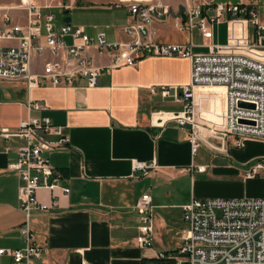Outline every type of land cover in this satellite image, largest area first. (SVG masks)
I'll return each instance as SVG.
<instances>
[{"label":"crops","instance_id":"0c3cea01","mask_svg":"<svg viewBox=\"0 0 264 264\" xmlns=\"http://www.w3.org/2000/svg\"><path fill=\"white\" fill-rule=\"evenodd\" d=\"M70 1L75 2L68 9L70 13L75 9L88 16L82 19L72 14V26L84 28L91 37L104 32L108 40L109 35L100 28L104 24L106 29L117 25L110 37L112 42L130 40L122 31L128 13L120 0ZM35 2L40 7L55 4L52 0ZM169 2L177 11L183 0ZM118 9L123 10L120 18L115 11ZM93 12L100 15L92 16ZM24 20L16 23L25 27V15ZM175 22L169 19L153 24V38L160 43L187 42L189 34L178 29ZM174 31L183 36H172ZM46 34L43 29L39 40L43 47ZM216 38L215 34L214 43L219 44ZM64 41L70 45L72 39ZM19 44L17 39L0 41L3 47ZM84 55L98 68L112 64L110 55L96 48L87 49ZM53 60L47 49L35 55L32 74H41L46 62ZM190 81L191 61L178 57H146L136 66L104 70L98 86L77 78L71 87L29 89L22 79H0V128L16 130L24 121L49 118L54 125L65 128L69 139L67 146L49 155L63 176L60 187L53 192L39 190L38 199L48 208L34 209L28 217L19 199L21 180L9 170L25 142L0 137V249H23L29 237L34 244L47 248L43 257L32 264H177L187 229L184 206L193 198H256L251 190L257 177H246V171L264 155V150L256 154V140H248L244 148L238 149L232 137L212 131L206 136L200 130L196 133L199 148L203 146L207 155L197 160L199 148L195 154L192 152L190 126L155 124L154 115L181 112L184 107L172 97L154 95L152 89L181 87ZM205 97L214 99L213 113L202 106ZM223 100L217 89L200 87L196 97L201 109L198 122L206 120L213 129L222 127ZM31 102L44 109H30ZM135 161L155 163L156 168L147 175H134ZM198 167H205V171L199 172ZM64 188L70 193L65 194ZM144 194L151 195L154 204L153 243L147 248L137 244L141 217L135 210ZM0 264L14 263L11 257L2 256Z\"/></svg>","mask_w":264,"mask_h":264},{"label":"built area","instance_id":"2783aa9c","mask_svg":"<svg viewBox=\"0 0 264 264\" xmlns=\"http://www.w3.org/2000/svg\"><path fill=\"white\" fill-rule=\"evenodd\" d=\"M54 5L40 7L35 0H20L17 11L24 12L27 25L16 23L12 10L0 4V41L17 39L18 46H0V79L24 80L29 89L39 86L71 87L74 80L83 78L89 86H98L104 70L136 66L146 57H178L191 61V81L181 87L153 88L154 95L172 97L183 105L181 112L161 113L157 125L175 122L180 127L192 129V152L200 146L196 136L200 123L197 120L201 109L196 103L200 87H223L224 125L214 129L215 134L232 137L234 146L245 147L248 140L264 143V23L260 20L258 4H231L220 0H183L174 11L169 0L127 1L128 21L122 28L129 41L108 42L104 32L96 37L86 34L82 27L62 24L55 29L56 6L70 9L74 1L52 0ZM42 9L48 10L43 13ZM174 19L178 29L186 31L190 38L185 43H160L150 27L157 22ZM227 24L228 43H214L216 25ZM43 29L46 46L39 44ZM199 32L202 43L195 42L194 33ZM72 42L66 45L65 38ZM96 48L109 54L112 64L96 67L85 51ZM206 49L196 52L195 49ZM47 49L54 57L46 62L43 72L32 74L33 57ZM214 95V94H213ZM204 104V105H203ZM242 104L248 106H242ZM214 99L205 97L202 106L213 113ZM252 106V107H251ZM30 109L43 110L38 103L31 102ZM203 122H207L206 120ZM156 124V123H155ZM0 137L17 138L25 142L19 148L17 161L9 165L20 180L19 199L22 209L29 217L34 209L46 210L41 204L38 191L53 192L60 187L62 174L54 167L50 153L69 144L65 128L56 126L51 119L24 121L16 130L0 128ZM156 168L155 163H133L134 175H147ZM204 172L205 167H198ZM264 174V155L246 171V177L255 178ZM65 194L70 193L64 188ZM154 209L151 195L144 194L135 210L141 217L137 244L141 248L153 243ZM184 222L187 229L183 244L178 250L177 264H264V197L263 198H193L184 206ZM28 227V226H27ZM23 249H0V257L9 256L14 264H32L45 254L47 248L34 244L28 237ZM164 257V255H161Z\"/></svg>","mask_w":264,"mask_h":264},{"label":"rangeland","instance_id":"374dc122","mask_svg":"<svg viewBox=\"0 0 264 264\" xmlns=\"http://www.w3.org/2000/svg\"><path fill=\"white\" fill-rule=\"evenodd\" d=\"M70 1V0H68ZM122 1H132V0H122ZM135 1H149V0H135ZM221 2H228V3H231V4H241V3H246V4H258L260 7H259V11H260V20L264 23V0H220ZM0 4L2 5H6L8 6L9 8L13 7V8H17V10L19 9L18 7L20 6V0H0ZM113 8H115V6H113ZM77 9V8H76ZM17 10H13L12 11V16L14 17L15 21H18V22H22L24 23L25 20H24V12H21V11H17ZM68 9H65V8H56L53 10V13L56 15V21H55V26H60L62 25L64 19L67 17V16H72V14H74V17L78 18H84V14H81V13H77L75 11V9H72L71 10V13L69 15H66V11ZM116 11V15L120 18L122 17L123 15V10H115ZM42 12L45 14L48 12V10L46 9H42ZM101 13V12H100ZM89 15V14H87ZM91 15V14H90ZM98 16L100 15L99 12H93L92 16ZM104 14H102V17H103ZM88 18V16H85ZM103 23H98V25H101ZM109 26H112V25H109ZM117 28V25H113L110 29H106V24L102 25V27L100 28V30H103V31H106L107 34L109 35L108 36V41L109 42H112L113 40L110 38L114 35V33L116 32V29ZM215 34L217 35V38H216V42L221 44V45H226L228 43V27H227V24L226 23H223L222 25H216L215 27ZM172 36L174 37H182L183 34H181V32H178V31H174L171 33ZM194 37H195V42L196 43H202V40H201V37H200V34L199 32H195L194 33ZM198 52H206L207 50L205 49H198L197 50ZM204 105V104H203ZM198 119V117H197ZM202 123H206L208 124L209 126H211L209 124V122H201L200 125L198 126V128H196L197 132L200 131V133H203V135H212L213 133L211 132V130L207 127V126H203ZM263 142L260 141V140H256V154H260L263 150H264V146H263ZM205 155H207V150H205V148H203V146L201 148H199V151H198V154H197V160H200L201 158L205 157ZM253 193V195L256 196V198L258 197H264V174L258 176L256 178V181L253 183L252 185V190H251Z\"/></svg>","mask_w":264,"mask_h":264},{"label":"bare ground","instance_id":"6f19581e","mask_svg":"<svg viewBox=\"0 0 264 264\" xmlns=\"http://www.w3.org/2000/svg\"><path fill=\"white\" fill-rule=\"evenodd\" d=\"M11 10H13V9H11ZM212 88L217 89L218 92H219V94H220V96H221L222 98H224L223 95H224V91H225V89H224L223 87H212ZM154 122H155L156 124L158 123V122H157V118H155Z\"/></svg>","mask_w":264,"mask_h":264},{"label":"water","instance_id":"95a60500","mask_svg":"<svg viewBox=\"0 0 264 264\" xmlns=\"http://www.w3.org/2000/svg\"><path fill=\"white\" fill-rule=\"evenodd\" d=\"M70 14V10H67L66 11V15H69ZM72 20L71 18L68 16L64 19L63 23L64 24H71ZM242 106H248V105H245V104H242ZM252 107V106H251Z\"/></svg>","mask_w":264,"mask_h":264},{"label":"trees","instance_id":"16d2710c","mask_svg":"<svg viewBox=\"0 0 264 264\" xmlns=\"http://www.w3.org/2000/svg\"><path fill=\"white\" fill-rule=\"evenodd\" d=\"M78 5H80V3H78Z\"/></svg>","mask_w":264,"mask_h":264}]
</instances>
